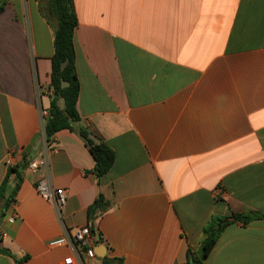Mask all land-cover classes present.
Returning a JSON list of instances; mask_svg holds the SVG:
<instances>
[{
  "label": "crops",
  "instance_id": "0c3cea01",
  "mask_svg": "<svg viewBox=\"0 0 264 264\" xmlns=\"http://www.w3.org/2000/svg\"><path fill=\"white\" fill-rule=\"evenodd\" d=\"M73 1L81 119L51 145L41 110L50 107L56 20L48 0H6L0 10V184L36 134L28 154L49 150L48 167L26 168L0 218V264H66L70 255L75 264H264V217L233 216L264 214V0ZM81 127L115 151L100 181ZM44 177L66 190L62 219L37 191ZM100 193L110 207L95 220L94 247L106 255L52 246L88 225ZM212 217L227 222L203 258Z\"/></svg>",
  "mask_w": 264,
  "mask_h": 264
},
{
  "label": "trees",
  "instance_id": "16d2710c",
  "mask_svg": "<svg viewBox=\"0 0 264 264\" xmlns=\"http://www.w3.org/2000/svg\"><path fill=\"white\" fill-rule=\"evenodd\" d=\"M6 0H0V10L3 9ZM47 11L49 16L56 20V29L54 35L55 51L52 56L51 70V94L49 115L45 118L43 130L47 142L51 145L55 134L62 129L74 130V124L80 121V114L77 109V101L80 91V82L76 71V49L74 42V31L78 23L73 0H48ZM63 100V107L60 101ZM85 144L89 148L95 159L93 169L98 180L110 170L115 162V151L113 148L100 138H97L87 127L79 129ZM33 160V156L28 154L19 163L11 165L8 172L0 184V218L7 215L14 203L17 201L20 183L23 173ZM27 165L24 168V165ZM14 177V184L10 183L11 177ZM110 207V201L100 193L94 203L89 207L88 226L92 233H96L95 220L101 217ZM236 220L244 223L254 219L264 217L260 212L234 213ZM227 221H222L220 217H212L209 223L204 227L206 234L202 244V257L205 258L215 246ZM97 240L96 243L101 241ZM0 251L2 249L0 248ZM8 252V251H7ZM28 256L20 259L23 262ZM100 264H123L122 258H110L105 256ZM196 264V262L192 263Z\"/></svg>",
  "mask_w": 264,
  "mask_h": 264
},
{
  "label": "built area",
  "instance_id": "2783aa9c",
  "mask_svg": "<svg viewBox=\"0 0 264 264\" xmlns=\"http://www.w3.org/2000/svg\"><path fill=\"white\" fill-rule=\"evenodd\" d=\"M43 120L49 115V111L46 109L41 110ZM42 135L45 138L44 130H42ZM46 140V138H45ZM51 148V147H50ZM49 148V149H50ZM48 151L41 153L38 157L34 158L30 161L27 168L30 171H39L42 168L48 167L49 164V156ZM37 191L46 198L51 201L55 206L56 212L60 219L63 218V214L65 211L66 203H67V194L66 190L63 188H54L49 184V180L47 178H41L37 182L36 185ZM15 215H10L9 220L13 222L15 220ZM96 234L92 233L89 226H81V227H73L67 230L65 236L53 240L50 242L52 246H62L67 245L71 246L75 254L78 257H81V252L84 251L88 258L95 259L97 257L94 243L98 240ZM1 241V239H0ZM66 264H75L74 256L70 255L65 259Z\"/></svg>",
  "mask_w": 264,
  "mask_h": 264
},
{
  "label": "water",
  "instance_id": "95a60500",
  "mask_svg": "<svg viewBox=\"0 0 264 264\" xmlns=\"http://www.w3.org/2000/svg\"><path fill=\"white\" fill-rule=\"evenodd\" d=\"M38 134H36L33 139L31 140V142L25 147V149L23 150L22 152V157H26V155L31 151L34 143L36 142L37 138H38ZM26 164L24 165V168H26ZM95 251H96V254H97V257H98V260H101L105 255H106V251H107V248L105 245L103 244H97L96 247H95Z\"/></svg>",
  "mask_w": 264,
  "mask_h": 264
}]
</instances>
